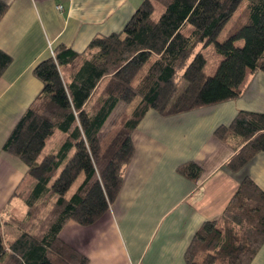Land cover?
I'll list each match as a JSON object with an SVG mask.
<instances>
[{"label":"trees","instance_id":"obj_1","mask_svg":"<svg viewBox=\"0 0 264 264\" xmlns=\"http://www.w3.org/2000/svg\"><path fill=\"white\" fill-rule=\"evenodd\" d=\"M8 7L0 0V22ZM211 45L223 57L213 76L203 55ZM12 62L0 49V79ZM257 73L264 74V0H144L122 32L94 38L83 54L58 46L35 67L42 92L3 148L27 173L13 197L25 213L0 214V264H90L62 232L71 222L92 227L111 212L146 115L169 118L236 101ZM120 105L127 110L104 136ZM215 137L235 143L226 168L240 176L264 154V114L240 111ZM178 172L193 182L203 176L194 162ZM240 178L221 218L197 233L186 264H252L264 244V191ZM14 229L19 235L9 238Z\"/></svg>","mask_w":264,"mask_h":264},{"label":"crops","instance_id":"obj_2","mask_svg":"<svg viewBox=\"0 0 264 264\" xmlns=\"http://www.w3.org/2000/svg\"><path fill=\"white\" fill-rule=\"evenodd\" d=\"M3 1L9 7L0 22V49L13 62L0 79V213L14 200L20 203L13 197L27 168L3 148L42 92L34 75L37 64L58 46L83 54L94 38L122 32L144 0ZM240 111L264 114V74L248 76L236 101L169 118L150 111L133 135L135 155L111 212L92 227L69 223L62 240L90 264H186L197 233L204 223L221 218L241 175L264 191V154L240 176L232 174L226 164L235 143L215 137ZM188 162L202 169L199 181L178 172ZM252 264H264V244Z\"/></svg>","mask_w":264,"mask_h":264},{"label":"rangeland","instance_id":"obj_3","mask_svg":"<svg viewBox=\"0 0 264 264\" xmlns=\"http://www.w3.org/2000/svg\"><path fill=\"white\" fill-rule=\"evenodd\" d=\"M230 27L231 26H228L227 29L221 34V37L219 39L220 41L224 40V38L226 37V33L228 32ZM236 46L243 47L244 43L243 42H237ZM203 55L205 56V59L207 61L205 72H206L207 75L213 76L216 73L221 61L223 60V57L220 54H218V52L216 51L214 45H211V46L207 47L206 49H204L203 50ZM126 110H127V108L124 105H120L118 107V109H116V111L112 115L111 119L109 120L108 124L106 125L105 131H104V136L108 132H110V131H112L114 129V127L117 124L118 120L121 118V116L125 113ZM172 125H175V124L173 123ZM202 135L204 136V140H205V133H203ZM58 136H59V133H58ZM56 139L57 138H55L54 140L51 141V143L48 145L47 149L42 154V157L46 156L48 154V152L50 151L51 147L55 144ZM196 147H197V145L193 146V148L191 149V152H190L191 155L196 150ZM82 180H83V177H81L78 180V182L75 184L74 188L72 189L71 193H73L76 190V188L82 182ZM20 190H21V188H20ZM15 202H17V200H14L13 203H11V205H8V208L4 212H1L0 214L1 215H5L6 213H9V211L12 210L13 208H17L18 211H21V212L25 213V208H24L23 204L21 202L20 203H15ZM19 233L20 232L18 230L14 229L12 231H7L6 234H7V236H9V238H13V237H17L19 235Z\"/></svg>","mask_w":264,"mask_h":264},{"label":"built area","instance_id":"obj_4","mask_svg":"<svg viewBox=\"0 0 264 264\" xmlns=\"http://www.w3.org/2000/svg\"><path fill=\"white\" fill-rule=\"evenodd\" d=\"M58 9H59L60 11H62V10H63V8H62V7H59Z\"/></svg>","mask_w":264,"mask_h":264}]
</instances>
